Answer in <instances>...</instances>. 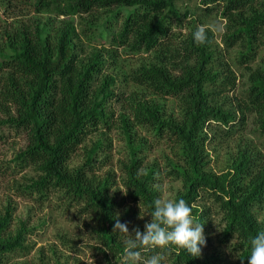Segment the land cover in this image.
Here are the masks:
<instances>
[{
    "label": "trees",
    "instance_id": "trees-1",
    "mask_svg": "<svg viewBox=\"0 0 264 264\" xmlns=\"http://www.w3.org/2000/svg\"><path fill=\"white\" fill-rule=\"evenodd\" d=\"M177 1L34 0L33 3L37 11L59 7L72 17L105 15V25L100 26L105 28L100 33L107 36L111 45L128 52L151 53L149 60L130 72V80L155 94L179 98L183 114L173 120L164 117L161 102L146 96L142 90L119 92L113 75H106L97 83L103 67L102 55L99 52L82 55L80 35L74 23L62 20L60 25H55L52 20L36 18L21 26L6 22L0 15V25L3 24V29L0 27L3 57L0 138H6L4 126L19 135L25 134L26 147L16 153L14 162L20 168L35 165L42 171L30 184L32 192L37 190L45 197L46 190L54 188L64 191L70 199L84 201L88 212L97 217L99 232L107 246L123 252L125 247L118 237L121 231H114L115 225L117 220L130 225L134 215L130 210L119 215L112 177L99 173L104 140L98 139L90 147L85 141L100 128L106 125L111 128L114 119H119L131 149L124 183L133 200L141 201L150 212L152 201L157 198L151 185L154 171L153 168L140 170L143 159L137 153L141 145L134 143L133 127L145 126L162 138L175 137L173 140L183 146L181 156L185 162L172 161L170 165L183 178L186 189L177 199L188 202L194 220L207 224L210 209L205 211L194 202L201 191L214 196L223 212V240L237 238L241 260L249 264L248 238L264 228L256 215V209H264V161L256 162L247 146L239 150L233 167L218 175L205 169L204 142L199 139L210 120L241 126L250 114H255L257 120L261 118L258 129L264 134V67L251 69L248 87L236 95L242 112L238 120L234 111L217 103L218 96L235 84L236 76L226 77L220 90L209 88L211 83L221 86L216 80L218 71L209 67L214 57L212 33L205 27L207 42L196 44L192 35L198 27L197 18L191 17L194 11H183ZM200 3L201 10L220 12L228 19L232 30L229 38L247 40V50L240 54V60L250 63L254 59L255 41L264 42V0H201ZM108 21L112 22L110 28H106ZM187 21L190 28L184 33ZM5 45L11 52L3 49ZM176 69L179 71L174 73ZM115 104L119 105L118 113ZM80 148L84 149L86 158L76 166L70 165ZM7 227V218L0 219V258L4 252L22 245L25 230L20 229L16 237L11 235L13 240H5L2 235ZM146 251L151 256L165 258L169 264H223L215 255L204 259L193 257L174 245L140 249L141 253ZM121 259L117 258L115 263L121 264Z\"/></svg>",
    "mask_w": 264,
    "mask_h": 264
},
{
    "label": "rangeland",
    "instance_id": "rangeland-1",
    "mask_svg": "<svg viewBox=\"0 0 264 264\" xmlns=\"http://www.w3.org/2000/svg\"><path fill=\"white\" fill-rule=\"evenodd\" d=\"M200 1L178 0L177 6L183 11H194L191 17L197 18L196 24L205 26L212 33L211 49L214 57L209 67L218 71L216 80L221 86L215 83L213 86L211 83L209 88L220 90L226 77L230 74L236 76L235 84L218 96L217 103L223 109L234 111L239 120L242 112L237 105L236 95L248 87L251 69L258 66L264 67V42L255 41L254 59L250 63H242L240 54L247 50V40L243 37H239L238 41L229 38L228 35L232 30H229L228 19L224 18L220 12L207 13L206 10H201ZM0 3L1 8L5 10L4 14L2 13L3 19L9 23L13 22L22 26L36 18L41 21L52 20L55 25H60L62 20L74 23L80 35L78 40L82 55L90 56L98 52L102 55L103 67L97 83H100L106 75H113L119 92L140 89L146 96L161 102L162 114L166 119L173 120L183 114L179 98L155 94L152 90L145 89L144 86L130 80V72L140 67L152 55L145 51L128 52L122 47L111 45L107 36L100 33L101 29L105 28L100 27L105 25V15L96 17L73 15L72 17L63 13L59 7L53 6L37 11L33 4L34 0H0ZM186 24L184 33H187L190 28L189 21ZM119 25L120 23L117 26ZM2 26L3 24L0 25L1 29H3ZM110 27L112 22L108 21L106 28ZM3 49L11 52L6 45ZM2 60L3 57L0 55V62ZM178 71L176 69L174 73ZM5 73L8 74V68L5 69ZM2 87V80H0V89ZM115 108L118 113L119 105L115 104ZM0 116L3 114L0 113ZM114 120L111 128L107 125L100 128L85 143L90 147L98 139L104 140L100 151L99 173L103 177L106 175L112 177V191L117 189L115 199L119 203V215H123L127 210L134 215L133 221L130 216L132 223L128 225L129 233L134 236L133 230L139 227L143 231L144 224L151 220V216L148 215L149 211L141 201L133 200L124 183L128 177L125 164H129L131 149L121 122L119 119ZM260 122L261 118L257 120L255 114L248 115L244 124H240L241 126L239 123L226 126L216 120L208 121L199 139L204 142L202 150L205 169L218 175L225 173L235 164L234 159L239 150L247 146L252 149L251 153L256 162L264 161V134L258 129ZM3 128L6 138H0V219L7 218L8 227L2 237L5 240H13L11 235L16 237L22 228L25 231L22 236V245L17 249L4 252L0 258V264H109V262L116 264L115 261L119 257L122 258L121 264H131L126 255V248L122 252L111 249L104 242L99 232L98 219L93 213L88 212L84 201L70 199L64 191L54 188L46 190L45 197L41 196L37 190L32 192L30 184L42 174V171H39L35 165L20 168L14 162L16 153L26 147V135H19L8 126ZM133 131L134 143L141 145L137 153L143 159L140 170L153 168L154 180L151 185L157 193L156 197L176 200L186 190L185 182L182 177L179 178L176 172H173L170 163L185 162L181 156L182 144L174 141L175 137L162 138L145 126H134ZM85 158L86 153L83 148H80L70 161V165L76 166ZM194 203L201 205L205 211L207 208L210 209L206 217L207 224H204L206 244L201 246L202 251L199 256L204 259L215 255L221 258L223 264H243L237 238L229 242L223 240L225 224L220 203L214 196L202 191ZM140 213L144 216L143 218H140ZM256 215L264 223L263 207L256 209ZM118 235L121 245L125 247L124 241L129 238V234L120 232ZM150 257L147 251L141 253L140 257L136 258L135 264H144ZM165 261V258L161 259V264H169Z\"/></svg>",
    "mask_w": 264,
    "mask_h": 264
},
{
    "label": "clouds",
    "instance_id": "clouds-1",
    "mask_svg": "<svg viewBox=\"0 0 264 264\" xmlns=\"http://www.w3.org/2000/svg\"><path fill=\"white\" fill-rule=\"evenodd\" d=\"M193 40L196 44H204L208 40L205 26H198L193 32ZM142 211V210H141ZM151 220L144 224V230L139 227L129 233L128 226L117 220L114 231L129 234L124 241L127 250L126 255L131 264H135L140 257V249L144 246L171 247L176 246L185 249L190 256H199L202 245L206 244L204 224L194 220L192 208L183 198L176 200L157 197L152 201L149 214ZM144 216L140 213V218ZM250 255L249 264H264V228L258 229L249 238ZM144 264H161V257L153 255Z\"/></svg>",
    "mask_w": 264,
    "mask_h": 264
},
{
    "label": "built area",
    "instance_id": "built-area-1",
    "mask_svg": "<svg viewBox=\"0 0 264 264\" xmlns=\"http://www.w3.org/2000/svg\"><path fill=\"white\" fill-rule=\"evenodd\" d=\"M3 11L4 10L1 8V3H0V15H2Z\"/></svg>",
    "mask_w": 264,
    "mask_h": 264
}]
</instances>
